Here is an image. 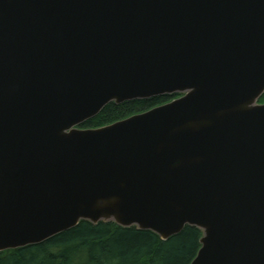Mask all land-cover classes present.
<instances>
[{"label": "water", "instance_id": "water-1", "mask_svg": "<svg viewBox=\"0 0 264 264\" xmlns=\"http://www.w3.org/2000/svg\"><path fill=\"white\" fill-rule=\"evenodd\" d=\"M263 96L264 0H0V252L113 222L264 264Z\"/></svg>", "mask_w": 264, "mask_h": 264}, {"label": "trees", "instance_id": "trees-1", "mask_svg": "<svg viewBox=\"0 0 264 264\" xmlns=\"http://www.w3.org/2000/svg\"><path fill=\"white\" fill-rule=\"evenodd\" d=\"M179 94L110 103L83 128L101 127L165 104ZM264 101V96L261 98ZM202 232L186 226L162 240L151 230L81 221L40 244L0 252V264H191L201 244Z\"/></svg>", "mask_w": 264, "mask_h": 264}, {"label": "flooded vegetation", "instance_id": "flooded-vegetation-1", "mask_svg": "<svg viewBox=\"0 0 264 264\" xmlns=\"http://www.w3.org/2000/svg\"><path fill=\"white\" fill-rule=\"evenodd\" d=\"M261 102H264V101H262V100H260Z\"/></svg>", "mask_w": 264, "mask_h": 264}]
</instances>
